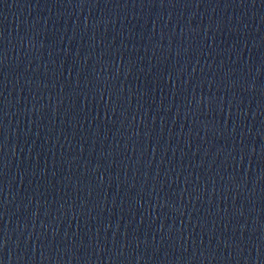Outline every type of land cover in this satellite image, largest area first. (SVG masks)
<instances>
[{
	"label": "water",
	"instance_id": "95a60500",
	"mask_svg": "<svg viewBox=\"0 0 264 264\" xmlns=\"http://www.w3.org/2000/svg\"><path fill=\"white\" fill-rule=\"evenodd\" d=\"M0 264H264V0H0Z\"/></svg>",
	"mask_w": 264,
	"mask_h": 264
}]
</instances>
